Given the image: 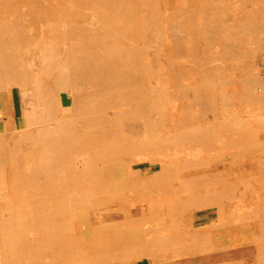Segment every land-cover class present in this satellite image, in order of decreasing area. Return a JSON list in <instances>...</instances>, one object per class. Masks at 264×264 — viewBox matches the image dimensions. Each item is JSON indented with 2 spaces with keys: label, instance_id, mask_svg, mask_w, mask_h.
Segmentation results:
<instances>
[{
  "label": "bare ground",
  "instance_id": "bare-ground-1",
  "mask_svg": "<svg viewBox=\"0 0 264 264\" xmlns=\"http://www.w3.org/2000/svg\"><path fill=\"white\" fill-rule=\"evenodd\" d=\"M255 60L264 0H0V264H264Z\"/></svg>",
  "mask_w": 264,
  "mask_h": 264
},
{
  "label": "rangeland",
  "instance_id": "rangeland-1",
  "mask_svg": "<svg viewBox=\"0 0 264 264\" xmlns=\"http://www.w3.org/2000/svg\"><path fill=\"white\" fill-rule=\"evenodd\" d=\"M262 63L263 62H259V61L255 60L254 65H255L256 69L258 70V72L261 76V79L263 80V83H264V63L263 64ZM8 94H9L8 100H7V95L5 93L0 95V108L2 110V113L6 116V121H8V122L10 121L9 125L12 126V124H11L12 120H15L14 118L16 116H20V109L17 105H13L12 96L10 93H8ZM66 100L68 101V98ZM8 103H9V107H8ZM22 123H23V121L21 119L17 120V124L19 126H21ZM146 167H148V166H146ZM208 215L209 214L207 213V211H204V212L200 213L197 217H198V220L202 219V218L206 219L208 217ZM134 264H145V263L136 262Z\"/></svg>",
  "mask_w": 264,
  "mask_h": 264
}]
</instances>
